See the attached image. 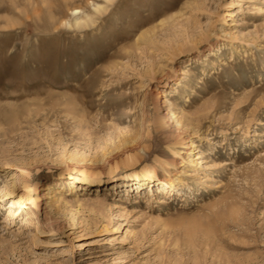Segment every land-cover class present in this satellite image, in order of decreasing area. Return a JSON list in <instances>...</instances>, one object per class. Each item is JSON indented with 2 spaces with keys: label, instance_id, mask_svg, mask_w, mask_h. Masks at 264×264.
<instances>
[{
  "label": "rangeland",
  "instance_id": "1",
  "mask_svg": "<svg viewBox=\"0 0 264 264\" xmlns=\"http://www.w3.org/2000/svg\"><path fill=\"white\" fill-rule=\"evenodd\" d=\"M0 264H264V0H0Z\"/></svg>",
  "mask_w": 264,
  "mask_h": 264
},
{
  "label": "bare ground",
  "instance_id": "2",
  "mask_svg": "<svg viewBox=\"0 0 264 264\" xmlns=\"http://www.w3.org/2000/svg\"><path fill=\"white\" fill-rule=\"evenodd\" d=\"M108 1H110V0H108ZM95 9L97 11H101L103 9V6L102 5H96ZM76 11L79 12L78 9H76ZM234 14L235 13H231L232 16ZM89 20H90V17H88V16H86L84 18L83 17H77L75 23L77 25H83V24H87ZM169 117H170L171 120H174V121L177 122V120H176L177 116L175 115V112L169 113ZM179 123L181 124L182 121L179 122ZM193 146H194V142L190 141V144L188 145V147L192 148ZM141 176L143 177V179L148 180L149 182L156 181L158 185H162L161 188H163V190H165L166 188H169V189L173 190V188H174V185H173L172 182H167V181H164V180H160L158 178L155 179L154 176H152V174L150 172H143ZM77 186H79V185H75L74 188H77Z\"/></svg>",
  "mask_w": 264,
  "mask_h": 264
}]
</instances>
